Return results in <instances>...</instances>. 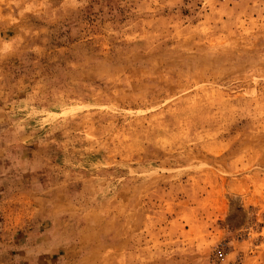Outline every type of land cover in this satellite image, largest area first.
Segmentation results:
<instances>
[{
    "label": "rangeland",
    "instance_id": "374dc122",
    "mask_svg": "<svg viewBox=\"0 0 264 264\" xmlns=\"http://www.w3.org/2000/svg\"><path fill=\"white\" fill-rule=\"evenodd\" d=\"M0 264H264V0H0Z\"/></svg>",
    "mask_w": 264,
    "mask_h": 264
},
{
    "label": "clouds",
    "instance_id": "9594fccd",
    "mask_svg": "<svg viewBox=\"0 0 264 264\" xmlns=\"http://www.w3.org/2000/svg\"><path fill=\"white\" fill-rule=\"evenodd\" d=\"M5 49H7V45H5Z\"/></svg>",
    "mask_w": 264,
    "mask_h": 264
}]
</instances>
